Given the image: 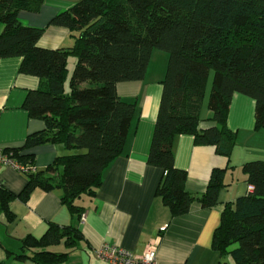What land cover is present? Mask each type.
<instances>
[{"label": "trees", "instance_id": "1", "mask_svg": "<svg viewBox=\"0 0 264 264\" xmlns=\"http://www.w3.org/2000/svg\"><path fill=\"white\" fill-rule=\"evenodd\" d=\"M42 2L0 0V58L20 56L19 71L39 79L23 107L45 124L19 149L4 150L30 165L34 154H19L20 149L54 143L67 153L44 171L27 172L19 197L25 200L36 187L60 188L62 202L80 216L83 208L75 200L94 195L103 171L122 152L135 111V102L119 97L115 86L141 80L158 49L167 53V63L147 156V163L162 170L155 195L172 216L188 212L194 199L212 206L222 170L213 169L205 191L192 195L185 189L186 172L174 166L173 141L190 134L195 143L229 156L234 137L225 123L234 93L254 100L255 126L264 128V0H80L50 19L72 38L71 46L54 49L37 45L42 29L18 20L20 11L38 12ZM69 56L75 62L68 77ZM211 72L206 105L213 125L200 128ZM242 171L250 191L224 205L211 246L234 264H264V160L246 161ZM13 197L0 190V206ZM77 237L76 228L50 225L40 239L24 241V247L35 249L32 254L18 257L55 264L66 253L42 248Z\"/></svg>", "mask_w": 264, "mask_h": 264}, {"label": "crops", "instance_id": "2", "mask_svg": "<svg viewBox=\"0 0 264 264\" xmlns=\"http://www.w3.org/2000/svg\"><path fill=\"white\" fill-rule=\"evenodd\" d=\"M78 1L43 0L38 12L20 11L18 20L22 25L42 29L38 46L66 48L72 44L69 31L49 21ZM74 62L69 56L68 77ZM20 63V56L0 58V148L19 149L28 134L45 128L43 120L30 117L23 107L28 91L39 86V79L21 73ZM166 63L167 53L154 49L141 80L116 84L117 95L134 101L135 111L122 152L103 171L102 182L94 195H83L75 200V204L83 208L80 216L62 202L60 188L46 191L36 187L25 200L21 199L19 194L28 180L27 174L0 165V190L14 196L6 207L0 206V262L36 264L18 257L30 256L35 250L24 247V241L40 239L50 225H55L76 228L79 235L73 241L68 240L69 244L60 239L42 248L66 253V257L55 264H106L95 256L102 244L140 255L157 237L156 264H234L230 257L221 258L212 248V235L219 225L224 205L250 191L242 165L249 160H264V128L255 126L254 100L234 93L225 123L234 137L229 156L220 154L213 145L195 143L190 134L177 135L173 141L174 166L186 172L185 189L194 196L201 195L213 169L222 170V185L212 206L202 207L194 199L188 212L172 216L161 198L155 195L162 170L147 163ZM199 115L200 128L213 125L208 120L211 113L204 99ZM65 153L62 144L54 143L19 152L34 154L35 171H44L56 156ZM162 226L166 229L160 232Z\"/></svg>", "mask_w": 264, "mask_h": 264}, {"label": "built area", "instance_id": "3", "mask_svg": "<svg viewBox=\"0 0 264 264\" xmlns=\"http://www.w3.org/2000/svg\"><path fill=\"white\" fill-rule=\"evenodd\" d=\"M0 165L9 166L17 171L27 173L35 171L31 164H22L16 161L11 154L6 152L4 148H0ZM81 220L83 216L81 215ZM166 226L160 227V232L164 231ZM149 242L140 255H134L130 251L110 244H102L96 251L95 256L106 264H156V247L157 241Z\"/></svg>", "mask_w": 264, "mask_h": 264}, {"label": "rangeland", "instance_id": "4", "mask_svg": "<svg viewBox=\"0 0 264 264\" xmlns=\"http://www.w3.org/2000/svg\"><path fill=\"white\" fill-rule=\"evenodd\" d=\"M158 51H162V50H158ZM166 55V54H165ZM72 61L74 62V58L72 57ZM211 78H212V72H211V75H210V78H209V81H208V85L206 87V92H205V97H204V102H206L207 98H208V93H209V90H210V82H211Z\"/></svg>", "mask_w": 264, "mask_h": 264}]
</instances>
